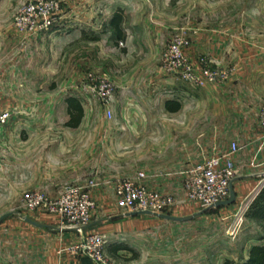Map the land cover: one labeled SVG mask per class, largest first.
I'll use <instances>...</instances> for the list:
<instances>
[{
  "label": "crops",
  "instance_id": "0c3cea01",
  "mask_svg": "<svg viewBox=\"0 0 264 264\" xmlns=\"http://www.w3.org/2000/svg\"><path fill=\"white\" fill-rule=\"evenodd\" d=\"M142 3L168 5L171 0H140ZM227 32L215 29L204 31V35L201 32L190 50L194 59L197 54L206 55L216 66H233L235 71L225 84L197 88L183 81L157 80L153 93L115 95L111 109L114 118L103 127L47 123L53 113L48 104L52 92L51 32L34 37L26 47L14 46L19 55L11 65L0 63V113H11L0 140V218L26 190L39 189L50 196L57 195L56 187L63 181V173L73 175L83 161L84 144L89 142L85 140V132L91 133L96 143L102 141L113 159L122 158L127 165H154L159 171L162 169L161 173L182 172L184 167L190 168L214 154L229 152L231 144L236 143L241 149L232 156L236 167L235 200L261 189L264 131L258 122V112L264 103V61L259 55L245 59L241 44L227 43ZM17 84L26 86L25 91L8 93V89L6 92L1 87ZM37 88L41 91L36 92ZM40 98L43 104L37 107L35 102ZM18 101L10 109L9 102ZM117 101L124 105L121 110L115 108ZM84 113L83 108V117ZM40 117L43 121H37ZM165 167L170 169L165 171ZM130 175L125 177L135 176ZM147 176L144 180L147 188L168 191L151 183V176ZM93 195L96 208L116 212L118 222L106 226L103 220L94 219L77 230L32 219L40 224L36 226L25 217L0 219V264H95L89 258L76 257L61 249L100 229H110L112 234H117L118 229L122 232L131 229L134 219L146 216H124L127 212L115 204L114 184L112 189L105 187L103 193L96 189ZM114 239L112 235L105 248V259L107 264H122L117 258L129 257V251ZM260 242L257 239L252 245ZM247 257L248 252L238 263Z\"/></svg>",
  "mask_w": 264,
  "mask_h": 264
},
{
  "label": "rangeland",
  "instance_id": "374dc122",
  "mask_svg": "<svg viewBox=\"0 0 264 264\" xmlns=\"http://www.w3.org/2000/svg\"><path fill=\"white\" fill-rule=\"evenodd\" d=\"M38 2L56 4L50 14L51 26L35 35L20 31L16 26L18 14L25 6ZM116 12L123 16L124 39H117L109 26ZM209 29L228 31L227 43L231 46L235 41L241 44L245 59L259 55L264 61V0H171L168 5L140 4V0H0V63L11 65L13 58L19 55L14 46L26 47L34 37L51 32L52 92L48 104L53 113L50 122L49 118L46 119L47 123L66 124L69 120L67 99L76 98L85 110L80 124L103 127L114 118L111 109L115 95L153 93V87L161 79L176 83L183 81L165 70L162 59L168 44L178 37L188 42L185 51L197 69L226 72L227 79L208 84H225L235 71L233 66H216L208 56L197 54L194 59L190 53L194 39ZM97 79H105L112 85L107 101L96 93ZM208 84L190 85L203 88ZM1 87L6 92L8 89V93L24 92L26 88L18 84ZM17 103L19 101L9 102L8 106L11 109ZM35 103L42 107V98ZM123 106L120 101L115 103L118 110ZM37 121H43V118H37ZM83 135L89 140L84 144L83 161L73 175L63 173V181L56 187L58 191L65 184L84 185L95 177L96 189L103 193L105 187L112 189L117 180L143 172L146 177L151 176V183L168 190L161 193L180 201L170 215L187 217L201 210L196 204L185 201L183 184L189 166H183L184 171L179 173L166 171L170 168L165 167L166 172L161 173L162 169L159 171L154 165H127L123 163L124 159L119 161L106 153L105 144L102 141L96 143L91 139V133ZM152 161H156L155 158ZM160 178L166 181H160ZM36 190L39 189L23 192L9 210L5 209L10 214L5 219L22 220L26 216L61 225L57 218L42 211L27 214L23 210L22 198ZM150 190L155 191L154 188ZM252 198V194L241 197L230 205L213 208L187 222L167 223L163 219L144 216L134 219L131 229L123 232L118 229L117 234H112L110 229L104 228L93 233L105 236L106 246L113 235L119 246L127 248L129 257L117 258L122 264H223L228 258L238 263L247 255L252 243L264 236L262 225L246 217L255 197ZM114 215V211L102 212L96 208L90 221L100 219L106 226L115 224L118 221Z\"/></svg>",
  "mask_w": 264,
  "mask_h": 264
},
{
  "label": "built area",
  "instance_id": "2783aa9c",
  "mask_svg": "<svg viewBox=\"0 0 264 264\" xmlns=\"http://www.w3.org/2000/svg\"><path fill=\"white\" fill-rule=\"evenodd\" d=\"M54 8L56 4L52 2L29 4L18 14L16 26L20 31L30 35L47 30L52 24L50 14ZM187 45L188 42L183 37H178L164 50L163 64L169 74H176L181 80L195 86L227 79L226 72L197 69L186 54ZM89 77L92 78L91 75ZM96 81L98 83L97 88L94 87L97 89L96 93L102 100L107 101L110 98L112 85L105 79ZM108 116L110 118L111 114L108 113ZM10 118V112L0 113V140L3 138L5 126ZM258 122L264 131V104L258 112ZM240 149L238 144L232 143L229 152L214 154L188 168L183 184L185 201L196 204L202 210L213 208L217 202L228 199L230 184L234 183L236 177V167L232 156ZM145 179L146 175L139 172L134 177L117 180L114 185L116 206L125 212L147 210L158 214H171L180 201L171 195L150 190L144 184ZM97 186V180L93 177L84 185L61 186L54 197L41 190L28 192L22 198L21 205L27 214L42 211L57 218L61 228L64 226L81 230L90 223L96 208L93 194ZM259 190L260 188L253 192V198ZM106 244L105 236L92 232L83 235L79 241L62 248L61 251H67L76 257L89 258L95 264H107Z\"/></svg>",
  "mask_w": 264,
  "mask_h": 264
},
{
  "label": "trees",
  "instance_id": "16d2710c",
  "mask_svg": "<svg viewBox=\"0 0 264 264\" xmlns=\"http://www.w3.org/2000/svg\"><path fill=\"white\" fill-rule=\"evenodd\" d=\"M122 15L116 12L109 21L110 28L114 31L117 39H124V34L121 28ZM168 108V104H167ZM67 113L69 120L67 126H77L83 118V107L76 98L67 99ZM246 217L252 219L262 225L264 232V186L257 193L246 212ZM261 241L259 244L251 245L248 251V257L240 264H264V236L258 238ZM136 257V254H135ZM223 264H239L232 259H225Z\"/></svg>",
  "mask_w": 264,
  "mask_h": 264
},
{
  "label": "water",
  "instance_id": "95a60500",
  "mask_svg": "<svg viewBox=\"0 0 264 264\" xmlns=\"http://www.w3.org/2000/svg\"><path fill=\"white\" fill-rule=\"evenodd\" d=\"M229 192H230L229 198L226 199V200L217 202L213 208L223 207V206H227V205H230V204L234 203V201H235V192H234L233 184L232 183L230 184ZM213 208L212 207H209V208L202 209L199 212L193 214L192 216H187V217L173 216V215H170V214H158V213H154V212L147 211V210L146 211L127 212V213L124 214V216L130 217V216L146 215V216H153V217H156V218H160V219H164V220H169V221L186 222V221L192 220L194 217H197V216H199L201 214H204V213L210 211ZM8 215H10V214L9 213L8 214H5L0 219H4ZM24 219L27 222H30V223H32V224H34L36 226H40V224L36 223L31 218L25 217Z\"/></svg>",
  "mask_w": 264,
  "mask_h": 264
}]
</instances>
